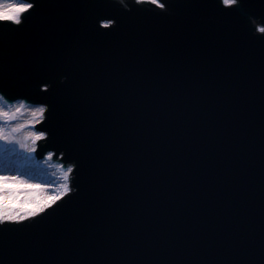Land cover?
Returning a JSON list of instances; mask_svg holds the SVG:
<instances>
[{"label":"snow or ice","instance_id":"snow-or-ice-1","mask_svg":"<svg viewBox=\"0 0 264 264\" xmlns=\"http://www.w3.org/2000/svg\"><path fill=\"white\" fill-rule=\"evenodd\" d=\"M15 9L0 19V110H38L21 129L35 140L0 149L43 179L0 160L35 186L30 214L0 219V264L81 240L46 264H264V0H0ZM165 70L167 86L149 78ZM155 216L177 235L154 239Z\"/></svg>","mask_w":264,"mask_h":264},{"label":"clouds","instance_id":"clouds-1","mask_svg":"<svg viewBox=\"0 0 264 264\" xmlns=\"http://www.w3.org/2000/svg\"><path fill=\"white\" fill-rule=\"evenodd\" d=\"M19 9L9 10L8 12L0 11V19L6 18L9 13L14 14ZM38 110L30 109L22 102H15L8 112L0 110V117L16 119L18 122L9 129L0 128V139H6L17 144V146L26 151L31 150V143L35 140L33 133L29 131H21V129L30 120L35 118ZM34 185L28 184L24 179L16 176H0V188L13 189L12 195L0 197V219H22L31 213L33 205L30 201L34 197V193L29 191Z\"/></svg>","mask_w":264,"mask_h":264},{"label":"water","instance_id":"water-1","mask_svg":"<svg viewBox=\"0 0 264 264\" xmlns=\"http://www.w3.org/2000/svg\"><path fill=\"white\" fill-rule=\"evenodd\" d=\"M171 75V73H167L166 70L165 71H150L149 73V78L151 76H157L158 77V81H163L165 86H167L168 84V80L165 79L166 76ZM180 75H183V73H181ZM128 78L132 79L131 75L128 74ZM123 79V76H122ZM145 87V95H150L151 94V88L149 87L148 83H145L144 85ZM146 110H150V105L146 106ZM124 123H127V119H125ZM177 123H179V121H177ZM258 145H259V140L257 138V152H256V159H257V167H258V160H259V152H258ZM6 149H0V153L4 152ZM36 154V153H34ZM45 155V154H44ZM35 157V155H34ZM43 159V158H42ZM55 162V161H54ZM254 176L256 178V182L257 184H259V173L258 171L254 172ZM259 197V193H256V198L258 199ZM170 203L166 202L164 207H170ZM135 215V213H134ZM132 217H129L128 220H131ZM183 219V218H182ZM128 220H121L118 219L116 221V230H120V228L122 227V224L124 225H128V227L125 229L126 233L131 231V225L128 224ZM140 220H142V217H136V223L137 225L139 224ZM92 231H95V225L93 224L91 229ZM147 231V229H146ZM169 231H171L172 235L175 237L177 235L175 228L173 227L172 229H169V226L162 221L159 216H155L152 226H151V234L152 237L154 239H157L159 242L160 237H163L165 235H167L169 233ZM83 243V240L79 241V242H72L71 245L67 248H65L63 245H56L53 246L52 248H49L48 250H46L45 252H43L42 254H40V256L38 257L40 260L45 261V264L47 261L50 260H57V259H71L73 258V252L75 251V249L79 246V244ZM165 243H169L168 241H165ZM120 256H123V251L122 249L119 252Z\"/></svg>","mask_w":264,"mask_h":264},{"label":"rangeland","instance_id":"rangeland-1","mask_svg":"<svg viewBox=\"0 0 264 264\" xmlns=\"http://www.w3.org/2000/svg\"><path fill=\"white\" fill-rule=\"evenodd\" d=\"M11 150H12L11 147H9L3 154H0V160L6 157L13 170H15L17 167H22L25 173L31 174L30 179H33V180L43 179V177L41 176L42 175L41 169H38L35 166H33L31 162L23 161L19 159L18 157H15L14 153ZM37 164H40V163H37ZM52 171H54V169H46V172L48 174L47 180L49 182H54L56 180V177H53L51 175Z\"/></svg>","mask_w":264,"mask_h":264},{"label":"bare ground","instance_id":"bare-ground-1","mask_svg":"<svg viewBox=\"0 0 264 264\" xmlns=\"http://www.w3.org/2000/svg\"><path fill=\"white\" fill-rule=\"evenodd\" d=\"M39 127H40V125L37 126V128H39ZM11 151L14 153V156L17 157L16 154H15V152L13 150H11ZM45 155H46V153H45ZM33 156H34V153H33ZM42 161H43V159H42Z\"/></svg>","mask_w":264,"mask_h":264}]
</instances>
